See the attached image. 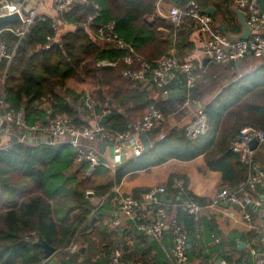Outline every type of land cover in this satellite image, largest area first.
<instances>
[{"label": "trees", "instance_id": "obj_1", "mask_svg": "<svg viewBox=\"0 0 264 264\" xmlns=\"http://www.w3.org/2000/svg\"><path fill=\"white\" fill-rule=\"evenodd\" d=\"M187 1L180 4L184 6ZM195 1L202 9L215 8V29L221 20L229 33H240L231 0ZM156 2L76 1L70 10L57 11L55 18L59 24L76 26L57 41L53 40L57 29L47 16H35L21 39L12 31L19 21L1 26L6 28L2 38L13 51V57L6 70L5 63L0 61V94L4 110L20 116L23 130L45 125L57 117H67L75 126L88 124L93 116L88 112L87 117H82L84 91L79 84L89 85L95 95L96 114L106 108L110 110L98 121L110 133L128 131L150 105L161 110L163 120L167 119L180 113L179 107L187 98L195 105L205 104L209 129L205 135L191 138L186 135L185 126L163 128L162 123L146 133L150 147L143 149L139 157L127 159L114 171L98 166L90 174L85 171V162L74 163L75 150L66 142L32 145L11 141L0 150V264H48L42 247L36 243L39 237L55 248L58 264H110L114 252L121 248L114 239L118 228L110 226L118 207V195L113 188L129 172L147 170L170 159L187 161L201 155L208 169L220 172L223 184L236 188L254 170L255 158L251 156L250 162L244 164L230 145L245 126L264 131L262 57L249 54L228 64L203 60L195 64L198 74L195 86L183 96L169 98L162 96V90L125 77L124 51L94 39L97 27L114 21L115 31L133 46L136 55L156 61L172 52L193 63L188 58L194 48L188 34L193 27L197 28L195 21L185 15L181 24L174 25L156 15ZM259 4L264 10V0H259ZM93 14L92 23L85 27L88 16ZM159 25L169 29L168 40H163L156 31ZM104 60L114 65H98ZM149 89L158 90L160 96L152 97ZM168 89H174L173 85ZM4 110L0 107V115ZM161 132L164 138L157 139ZM174 178H182L188 185L183 174L171 173L163 185L167 191L164 204L169 217L181 224L187 233V243L192 245L196 219L181 208L183 196L178 197L172 188ZM147 190L136 189L132 195L139 198ZM187 195L201 209L206 205L203 198L189 190ZM94 199L101 203L93 204ZM128 221L136 227L134 221ZM72 244L84 248V252H70ZM192 252L186 250V254ZM124 258L128 259L125 255Z\"/></svg>", "mask_w": 264, "mask_h": 264}, {"label": "built area", "instance_id": "obj_2", "mask_svg": "<svg viewBox=\"0 0 264 264\" xmlns=\"http://www.w3.org/2000/svg\"><path fill=\"white\" fill-rule=\"evenodd\" d=\"M29 0H11L0 2V15L17 12L20 16V23L12 31L21 39L27 32L36 13L31 10L28 13L23 11V3ZM76 1L87 2V0H54L56 11H68ZM182 0H172V6L165 14V18L179 25L186 15L192 18L197 30L201 34V53L203 57L211 59L217 63L228 64L237 62L245 56L251 54L255 57L264 55V10L259 4V0H231L233 6L243 11L244 19L249 26L247 38L242 40H230L224 34L215 29V22L212 14L202 9L195 0L187 1L184 6L180 4ZM94 8L97 5L94 4ZM94 18L89 15L85 27L90 26ZM53 19V27L58 30L59 20ZM6 28L0 27V61L5 63V70L13 57V51L9 50L2 38V33ZM94 39L99 44H112L124 51L123 62L127 65L123 75L131 80L147 85L148 88L162 90V96L166 97L171 91L182 89L185 91L193 88L198 80V74L193 63L188 60L180 59L172 52L166 56L150 61L144 57L136 55L133 46L121 38L115 31L114 21H109L99 27L94 32ZM98 65H114V62L100 61ZM173 85L174 89H168ZM83 107L93 116L94 122L88 125L75 126L67 117H57L51 119L45 125H35L30 129L23 130V122L19 115L5 111V106L0 94V107L3 113L0 115V136H6L5 143L0 142V150L5 149L16 137L18 142H25L24 132L30 131L31 137L54 136V141L66 142L75 150L74 163L85 162L86 173H91L98 166H103L110 171H114L124 160L136 159L143 153V145L140 141V134L147 133L162 124L163 114L155 105H150L145 114L131 124L128 131L123 133H110L105 130L98 121L109 113L106 108L101 114H96L98 105L97 100L89 93H84L82 97ZM185 107L194 106L192 117L185 125L186 135L197 138L207 133L209 124L204 112L205 104L202 107L195 105L190 99L183 102ZM174 126V125H173ZM22 131L19 133L18 131ZM57 137H63L56 141ZM164 138V133L157 135V139ZM256 139L258 143L264 144V131L252 127H243L239 130L234 140L231 142L230 149L239 154L241 161L248 164L251 160L252 150L249 142ZM95 142L111 143L113 158H104L99 149L94 145ZM108 147V146H107ZM102 159V160H101ZM260 189L264 197V167L255 166L254 170L248 174L236 188H221L211 199L210 204L215 205L221 201H226L231 205H239L244 211L246 220H251V216L246 208L252 200L249 192ZM172 188L176 190L178 197L183 196L181 208L193 215L196 219L201 206L187 195V185L182 178H174ZM118 195V212L127 219L136 223V228L146 235L160 240L168 231L172 239L171 255L175 259V264L187 263V233L181 224L174 218L169 217L168 208L161 199L166 196L167 191L164 186L148 188L139 198L131 193H120L118 186L113 188ZM92 191H87L91 194ZM145 210L150 213L148 216ZM112 227L120 225V220L114 219L110 224ZM79 250L77 244L69 247L70 252ZM250 254L253 264H264V251L251 249ZM110 264H145L140 259L125 260L121 257L120 251H115L111 257Z\"/></svg>", "mask_w": 264, "mask_h": 264}, {"label": "crops", "instance_id": "obj_3", "mask_svg": "<svg viewBox=\"0 0 264 264\" xmlns=\"http://www.w3.org/2000/svg\"><path fill=\"white\" fill-rule=\"evenodd\" d=\"M171 6V0H157L156 15L165 18ZM55 8L54 0H29L23 3L24 13L33 10L38 17L55 18L57 15ZM148 21L151 22L152 18ZM75 28L73 24L60 23L53 40H59L62 34L74 31ZM156 31L163 40H168L171 35L168 28L160 25L157 26ZM188 38L194 45L188 58L195 66L205 58L201 53L202 36L197 28L193 27ZM85 110L81 111L82 117H87L88 112ZM91 122H94L93 118L87 121L88 124ZM166 125L167 127L173 126L170 121H167ZM147 137L151 143L150 137L148 135ZM6 141V136H0V142L5 143ZM101 144L94 143L104 158H113L111 146H106L101 150ZM254 149H252V157L255 158V166L264 167V147L258 143ZM171 173L183 174L188 179L187 189L206 202L196 218V238L192 245L187 243L186 246V250H193L191 254H187L186 264H253L251 249L264 248V197L258 187L249 192L252 200L246 208L251 216L249 221L245 219L244 211L239 205H231L226 201L215 205L210 204L211 199L221 188L231 189L232 187L223 184L220 172L207 168L201 155L187 161L170 159L147 170L129 172L122 179L118 190L120 193L132 194L136 189L163 186ZM144 212L147 216L150 214L148 210ZM114 215L120 220L114 239L119 241L121 248H117L116 251H120L123 259L125 255L128 257L127 260L140 259L145 264H175L170 251L172 239L169 233H165L162 239L157 240L132 226L129 219L122 216L118 210ZM99 224L100 222H97L95 225ZM54 254L47 258L48 264L59 263L58 257Z\"/></svg>", "mask_w": 264, "mask_h": 264}, {"label": "water", "instance_id": "obj_4", "mask_svg": "<svg viewBox=\"0 0 264 264\" xmlns=\"http://www.w3.org/2000/svg\"><path fill=\"white\" fill-rule=\"evenodd\" d=\"M232 10L236 16L237 22L241 27V31L238 34H231L227 31V27L225 25V23L221 20L218 21L217 25H216V29L221 32L222 34H224L227 38H229L230 40H242L247 38L248 34H249V26L247 25V23L245 22L244 19V13L243 11H241L240 9H238L236 6H232ZM205 11L209 14H214V7H208L205 9ZM15 21H20V16L17 12L14 13H10V14H5V15H0V27L8 22H15ZM263 63H264V55H263ZM205 61L209 60L208 58L204 59ZM261 63V64H263ZM260 64V65H261ZM135 82L138 83L137 80H135ZM184 95V91L182 89L176 90V91H171L167 94V97L172 98L175 96H183ZM199 107H202V104H198ZM22 122V121H21ZM25 135V142L28 144H32V145H39L41 143H52L54 141V136L50 135V136H42V137H31V133L30 131L26 130L24 132ZM140 139H141V143L143 145V149H147L148 147H150V142L147 139V135L146 133H141L140 134ZM13 141H16L17 138L13 137L12 138ZM258 145V141L256 139H252L249 142V148L252 150L254 149L256 146ZM106 146H111V143H102L101 144V150H103V148H105ZM102 160V159H101ZM161 199L164 201L165 197L162 196ZM100 200L99 199H95L93 200V204L95 205H99L100 204ZM169 202V201H168ZM38 245H40L43 249V254L45 258H49L50 256H52L55 253V248H53L52 246H50L48 243H46L41 237L38 238L37 242ZM80 252H84V248L80 247L79 248Z\"/></svg>", "mask_w": 264, "mask_h": 264}, {"label": "rangeland", "instance_id": "obj_5", "mask_svg": "<svg viewBox=\"0 0 264 264\" xmlns=\"http://www.w3.org/2000/svg\"><path fill=\"white\" fill-rule=\"evenodd\" d=\"M228 81V80H227ZM73 86L74 87H77L78 86V84L77 83H73ZM78 87H80V89L81 90H83L84 91V93L86 92V93H89V94H91L94 98H95V95L92 93V90L90 89V87H89V85H86V84H79V86ZM150 90V92H151V96L152 97H155V98H158L159 96H160V94H159V92H158V90H156V89H149ZM215 93H216V91H215ZM214 95V94H213ZM210 97H212V95H210L207 99H205L206 101L210 98ZM205 102V101H204ZM194 109V106L192 105H190V106H187V107H185L183 104L181 105V107H179V111H180V113H181V115H180V113H176V114H173V115H171V116H169V117H167V119L165 118L164 119V122H162L163 123V128H164V126H167L166 125V123H167V121L169 122L170 121V124L171 125H178V126H185L189 121H190V119H191V117H192V110ZM84 110H85V108H83L82 106L80 107V111H83L84 112ZM86 111V110H85ZM82 112V113H83ZM88 112V111H87ZM146 112V111H145ZM145 114V113H144ZM87 115H89L88 113H87ZM140 119V118H139ZM139 119H137V120H139ZM181 119V120H180ZM174 122V123H173ZM93 122H91V124H92ZM86 125H88V124H86ZM22 131H24V130H22ZM22 131H18L19 133H21ZM164 133V132H163ZM61 139H63V137H57L55 140L56 141H60ZM112 150V149H111Z\"/></svg>", "mask_w": 264, "mask_h": 264}]
</instances>
